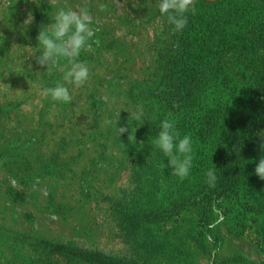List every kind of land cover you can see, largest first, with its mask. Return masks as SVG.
<instances>
[{
  "label": "rangeland",
  "instance_id": "rangeland-1",
  "mask_svg": "<svg viewBox=\"0 0 264 264\" xmlns=\"http://www.w3.org/2000/svg\"><path fill=\"white\" fill-rule=\"evenodd\" d=\"M11 2L0 0V264H94L59 244L122 264H264V0H194L182 32L158 0H89L99 43L82 53L90 78L69 86L68 104L45 95L62 68L32 55L47 3ZM11 46L23 49L15 60ZM137 105L139 148L114 131ZM169 114L194 142L183 180L148 142Z\"/></svg>",
  "mask_w": 264,
  "mask_h": 264
},
{
  "label": "clouds",
  "instance_id": "clouds-1",
  "mask_svg": "<svg viewBox=\"0 0 264 264\" xmlns=\"http://www.w3.org/2000/svg\"><path fill=\"white\" fill-rule=\"evenodd\" d=\"M48 7L44 10L47 23H41L36 35L33 56L36 62L49 73L62 68L60 79L52 86L45 89V95L53 101L68 104L73 100L71 88H79L87 83L90 78L89 66L80 59L83 52L91 49L99 41L96 38L95 21L89 0H80L78 5H73L71 0H45ZM39 6L40 0H34ZM11 0L6 5L11 9ZM100 10L106 5L101 4ZM158 13L167 19L173 32H182L188 23V14L195 12L194 0H158L156 5ZM33 21L31 12L22 21L21 32ZM3 36L0 37V41ZM9 58L15 60L23 49L11 48ZM119 116V111L117 113ZM119 119V118H118ZM115 120L114 131L117 135L127 132L128 141L139 148L143 142H137L135 138L136 128L146 122V113L143 105H137L135 111L127 119V127H117ZM264 134V132H262ZM151 149L162 153V158L167 157V163L171 167V174L179 180L189 176L194 166L195 151L191 134H181L177 128V121L169 114V117L159 122L156 134L148 138ZM260 148L264 150V142ZM245 163V162H244ZM159 166L164 169L165 164L161 159ZM255 174L264 180V154L255 164ZM206 182L214 185L217 180L216 168H208L205 172Z\"/></svg>",
  "mask_w": 264,
  "mask_h": 264
},
{
  "label": "trees",
  "instance_id": "trees-1",
  "mask_svg": "<svg viewBox=\"0 0 264 264\" xmlns=\"http://www.w3.org/2000/svg\"><path fill=\"white\" fill-rule=\"evenodd\" d=\"M197 80V74L195 73L194 70H191L187 75H186V81H187V86H195L196 83L195 81ZM241 135H244L243 133ZM241 147H236V154L232 156V159L230 160V166H227V170L225 171V179L227 180H234L235 179V173H236V179H237V163L238 159L241 156L242 152ZM227 159V157H226ZM53 249L57 251H62L64 254H70L72 256H76L80 258L81 260L91 262L94 264H122L121 262H115L112 258H107L105 257L102 253L95 252V251H84L81 249H72L65 247L64 245H55Z\"/></svg>",
  "mask_w": 264,
  "mask_h": 264
}]
</instances>
